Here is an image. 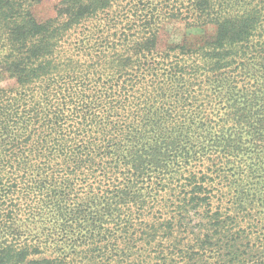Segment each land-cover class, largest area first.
<instances>
[{
	"label": "trees",
	"instance_id": "obj_1",
	"mask_svg": "<svg viewBox=\"0 0 264 264\" xmlns=\"http://www.w3.org/2000/svg\"><path fill=\"white\" fill-rule=\"evenodd\" d=\"M40 1L0 0V264H264V0Z\"/></svg>",
	"mask_w": 264,
	"mask_h": 264
},
{
	"label": "rangeland",
	"instance_id": "obj_2",
	"mask_svg": "<svg viewBox=\"0 0 264 264\" xmlns=\"http://www.w3.org/2000/svg\"><path fill=\"white\" fill-rule=\"evenodd\" d=\"M58 0H41L35 6L34 12L39 19H46L53 17L54 8ZM210 32V30H208ZM188 32L184 29L181 23L173 22L168 25L165 30L158 37L157 50L164 51L165 47L170 43H178L182 36ZM191 36H196V33H191ZM14 82L7 80H0V88L7 89L13 86Z\"/></svg>",
	"mask_w": 264,
	"mask_h": 264
}]
</instances>
